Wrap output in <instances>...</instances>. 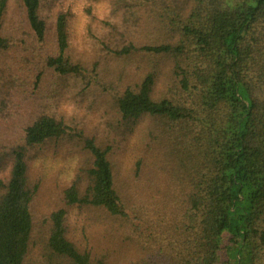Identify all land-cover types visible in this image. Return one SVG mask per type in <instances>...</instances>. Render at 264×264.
<instances>
[{
    "label": "trees",
    "instance_id": "trees-1",
    "mask_svg": "<svg viewBox=\"0 0 264 264\" xmlns=\"http://www.w3.org/2000/svg\"><path fill=\"white\" fill-rule=\"evenodd\" d=\"M0 264H264V0H0Z\"/></svg>",
    "mask_w": 264,
    "mask_h": 264
},
{
    "label": "rangeland",
    "instance_id": "rangeland-1",
    "mask_svg": "<svg viewBox=\"0 0 264 264\" xmlns=\"http://www.w3.org/2000/svg\"><path fill=\"white\" fill-rule=\"evenodd\" d=\"M147 122H145V126H146ZM145 129V127H144ZM144 129L142 130L140 136L142 135ZM73 167V163L71 160H60L58 159L57 162L53 163V168L60 170V175L65 176L66 178L69 177V173H71ZM43 168H44V173L48 175V173L50 174L51 170V157H47V159L45 160V162L43 163ZM64 170V171H63Z\"/></svg>",
    "mask_w": 264,
    "mask_h": 264
}]
</instances>
